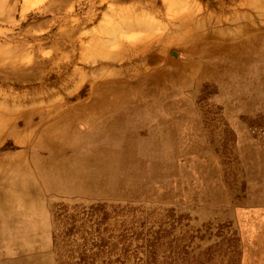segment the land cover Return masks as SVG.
<instances>
[{
    "label": "rangeland",
    "instance_id": "1",
    "mask_svg": "<svg viewBox=\"0 0 264 264\" xmlns=\"http://www.w3.org/2000/svg\"><path fill=\"white\" fill-rule=\"evenodd\" d=\"M258 22L264 23V0H0V105L29 109L85 101L101 66L107 71L131 65L119 52L138 39L159 46L163 38H183L179 29L189 24L233 31ZM204 42L212 44L210 38ZM166 56L173 62L202 60L176 41ZM230 82L240 83L234 76ZM195 84L177 98H189L197 109L222 194L219 201L161 197L163 187L156 182L150 189L158 193L146 197L45 190V230L33 240L43 264H254L251 236L264 227V191L257 190L264 186V108L228 111L226 104L235 100L220 99L218 81L204 77ZM85 126L77 122L78 128ZM147 132L148 126H141L144 174L152 176V157L164 163L169 146H152ZM112 147L108 155L121 154ZM21 149L7 134L0 141V158ZM251 149L262 154L253 167L241 157ZM185 167L189 171V164ZM254 167L262 171L256 180L250 178ZM170 183H176L174 177Z\"/></svg>",
    "mask_w": 264,
    "mask_h": 264
},
{
    "label": "bare ground",
    "instance_id": "2",
    "mask_svg": "<svg viewBox=\"0 0 264 264\" xmlns=\"http://www.w3.org/2000/svg\"><path fill=\"white\" fill-rule=\"evenodd\" d=\"M260 23L233 31L226 27L205 31L196 23L189 24L179 29L183 38H163L159 46L149 39H138L119 52L131 65L112 66L107 71L101 66L91 79V92L85 101L68 99L48 108L29 109L1 103L0 141L8 134L22 149L0 158V264H43L33 240L45 230V190L134 197L159 192L169 199L190 201L201 196L217 203L222 194L197 109L191 107L189 98L177 95L187 87L195 88L197 79L209 77L220 83L222 101L235 100L226 104L228 111L264 108V23ZM209 38L211 46L204 42ZM175 41L202 60L173 62L166 55ZM168 65L173 70L165 68ZM233 76L240 82L236 86L230 82ZM78 121L86 126L78 128ZM143 125L148 126L146 136L153 138L152 146H169L164 163L152 157V176L144 174L147 159L141 150L146 141L139 134ZM113 144L121 154L108 155ZM261 156L251 149L241 157L253 167ZM254 169L252 180L262 175ZM171 177L176 182L173 186ZM152 182L163 189L151 191ZM184 184H190L191 189H184ZM257 190L263 194L264 186ZM14 223L17 229L10 232L8 225ZM263 233L264 227L251 236L254 242L249 254L257 257L254 264L264 260H260L264 256Z\"/></svg>",
    "mask_w": 264,
    "mask_h": 264
},
{
    "label": "crops",
    "instance_id": "3",
    "mask_svg": "<svg viewBox=\"0 0 264 264\" xmlns=\"http://www.w3.org/2000/svg\"><path fill=\"white\" fill-rule=\"evenodd\" d=\"M62 192V191H61ZM15 225H8L9 229H11V227H15L17 229V223H14Z\"/></svg>",
    "mask_w": 264,
    "mask_h": 264
}]
</instances>
